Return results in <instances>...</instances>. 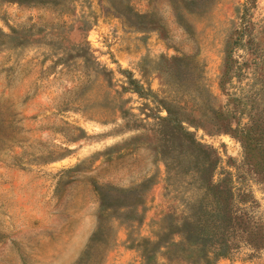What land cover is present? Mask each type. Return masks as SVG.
<instances>
[{
    "label": "rangeland",
    "instance_id": "1",
    "mask_svg": "<svg viewBox=\"0 0 264 264\" xmlns=\"http://www.w3.org/2000/svg\"><path fill=\"white\" fill-rule=\"evenodd\" d=\"M190 201L264 264V0H0V264H191Z\"/></svg>",
    "mask_w": 264,
    "mask_h": 264
},
{
    "label": "trees",
    "instance_id": "2",
    "mask_svg": "<svg viewBox=\"0 0 264 264\" xmlns=\"http://www.w3.org/2000/svg\"><path fill=\"white\" fill-rule=\"evenodd\" d=\"M6 38L11 39V36H7ZM134 93H137V91H134ZM116 111L122 117L124 114L128 113L127 110L122 107L118 108ZM166 112L168 116L163 119V122H167L169 125L168 127H164L163 133H168L170 130L171 134L175 136L181 147H188V143L194 145L196 142L192 138L190 132L182 126L183 121L177 119L179 118L177 113L173 114L169 108H166ZM55 159L57 158L52 157L47 161H54ZM215 165L216 162H214L213 166ZM166 168H168L167 164ZM213 169H215V167ZM200 188L203 190L204 194H208V196L210 193L213 194L214 191L216 196L217 194H228L226 190L213 184H210L209 186L200 185ZM186 206L196 211L197 214L181 218V222L176 223L177 230L174 234L177 240H174L173 244H171L176 249L171 255L172 258L165 256L164 260L171 262V259H180L183 261L187 260L191 262V264H215L219 259L227 257L232 251V244L230 242L231 240L227 239L225 234L221 233L216 227L215 223L221 218L212 212H206L204 210L205 205L202 201H190ZM143 241L146 243V246H153L152 244H154L150 239H144ZM169 247L170 246L167 242L166 244L159 246L157 253L166 255ZM164 251H166V253H163ZM141 258L143 259L144 264H151L152 250H148L146 254L144 252V254L141 255Z\"/></svg>",
    "mask_w": 264,
    "mask_h": 264
}]
</instances>
